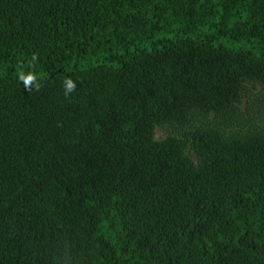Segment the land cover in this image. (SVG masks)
I'll list each match as a JSON object with an SVG mask.
<instances>
[{
    "label": "trees",
    "instance_id": "1",
    "mask_svg": "<svg viewBox=\"0 0 264 264\" xmlns=\"http://www.w3.org/2000/svg\"><path fill=\"white\" fill-rule=\"evenodd\" d=\"M258 88L264 0H0V264H264Z\"/></svg>",
    "mask_w": 264,
    "mask_h": 264
},
{
    "label": "rangeland",
    "instance_id": "2",
    "mask_svg": "<svg viewBox=\"0 0 264 264\" xmlns=\"http://www.w3.org/2000/svg\"><path fill=\"white\" fill-rule=\"evenodd\" d=\"M242 115V118L246 121L247 126H258L264 131V91L261 88H258L253 92L252 102L243 99L242 104L238 108V112ZM210 122V123H209ZM215 122L214 116H210L207 119H200V117H193L191 119L192 126L196 127L198 125H212ZM239 128L236 126L233 129L229 127L227 129L228 132L236 131ZM184 130L172 125H165L163 127H159L155 131V138L158 141L163 140L166 137V134H181Z\"/></svg>",
    "mask_w": 264,
    "mask_h": 264
}]
</instances>
